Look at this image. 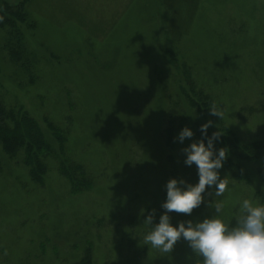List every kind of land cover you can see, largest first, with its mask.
Instances as JSON below:
<instances>
[{
    "label": "rangeland",
    "instance_id": "rangeland-1",
    "mask_svg": "<svg viewBox=\"0 0 264 264\" xmlns=\"http://www.w3.org/2000/svg\"><path fill=\"white\" fill-rule=\"evenodd\" d=\"M183 1L173 11L163 0H0L25 15L19 62L0 32V97L46 135L44 122L65 132L42 184L21 154L0 152V264H199L183 239L168 254L146 244L143 222L154 213L158 223L169 179L198 182L182 149L208 121L262 150L236 161L242 180L223 162L222 196L206 186L191 214L169 213L172 225L210 218L223 201L220 217L235 226L244 199L264 205V0ZM184 127L194 135L180 143ZM60 161L79 166L71 174L86 189L72 191Z\"/></svg>",
    "mask_w": 264,
    "mask_h": 264
},
{
    "label": "clouds",
    "instance_id": "clouds-1",
    "mask_svg": "<svg viewBox=\"0 0 264 264\" xmlns=\"http://www.w3.org/2000/svg\"><path fill=\"white\" fill-rule=\"evenodd\" d=\"M211 115L220 117L213 107ZM211 122L199 126L202 139L189 143L182 149L184 165L195 166L198 182L187 183L182 178H171L165 184V200L160 207L158 223H153L154 213H150L143 224L149 226L144 235L146 244L162 253H170L177 241L183 239L191 253L199 258V264H264V205H254L244 199L240 205V215L235 226H229L220 217L223 201L215 204L216 215L204 218L200 222L185 221L173 226L169 213L191 214L192 210L201 205L202 193L206 186L215 188V195L222 196L228 187V180L221 179L219 170L226 159L227 149H214V142L219 141L220 134L213 132L210 136L207 129ZM194 133L184 127L175 138L178 142Z\"/></svg>",
    "mask_w": 264,
    "mask_h": 264
},
{
    "label": "trees",
    "instance_id": "trees-1",
    "mask_svg": "<svg viewBox=\"0 0 264 264\" xmlns=\"http://www.w3.org/2000/svg\"><path fill=\"white\" fill-rule=\"evenodd\" d=\"M163 3L173 11H183L185 8L183 0H163ZM15 21L19 23L25 21L23 5L20 4L13 9L5 3L0 4V32L6 30L4 49L14 62H19L24 51L21 46L22 34ZM25 63L22 62L21 66L27 70L28 63ZM44 123L48 135L43 133L37 122L25 110L19 106H6L0 97V152L11 160H14L17 154H21L20 163L27 168L29 180L34 184L43 183L48 164L52 160H58V154L64 150L65 132L49 122ZM217 132L220 134L221 130ZM222 132L219 141L214 142V149H227L224 167L232 179L242 180L244 175L237 162L257 161L263 146L260 142L240 145L232 140L226 131ZM212 133L207 130L209 136ZM67 164L68 166L60 161L56 166L59 173L70 181L72 191L75 193L86 189L89 180L82 173L77 177L72 176L71 171L77 170L79 166H69L68 162Z\"/></svg>",
    "mask_w": 264,
    "mask_h": 264
}]
</instances>
